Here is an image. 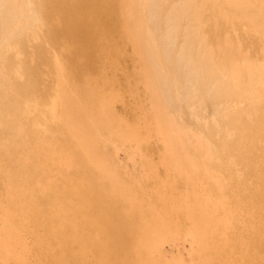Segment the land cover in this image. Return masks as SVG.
Segmentation results:
<instances>
[{
	"label": "bare ground",
	"instance_id": "6f19581e",
	"mask_svg": "<svg viewBox=\"0 0 264 264\" xmlns=\"http://www.w3.org/2000/svg\"><path fill=\"white\" fill-rule=\"evenodd\" d=\"M161 9L181 33L164 49L177 47L212 109L200 120L190 108L210 139L157 120L176 157L190 146L207 158L188 209L132 198L151 188L108 157L131 132L106 68L126 45L156 55L144 13ZM0 31V264H169L161 246L175 232L195 244L194 264H264V0H0ZM146 146L138 137L131 153Z\"/></svg>",
	"mask_w": 264,
	"mask_h": 264
},
{
	"label": "rangeland",
	"instance_id": "374dc122",
	"mask_svg": "<svg viewBox=\"0 0 264 264\" xmlns=\"http://www.w3.org/2000/svg\"><path fill=\"white\" fill-rule=\"evenodd\" d=\"M164 14L162 9L155 10V14L150 11L144 13V29L150 33L155 45L158 44L154 57L150 56L143 62L134 56V46L126 45L124 46L126 55L118 57L117 54L116 57H111L118 62L117 69L110 64L106 68L108 82L115 80L112 87L109 86L107 95L123 119L119 125L131 132L130 139H127L131 142L124 143L123 140H117L111 156L108 157H112L115 166L121 170H127L130 178L138 182L136 185V190L140 189L138 192H141L142 187L151 188L147 191V197L142 200H139L136 192L132 198L143 203L150 201L161 203L163 198L172 196L176 206L188 209L189 205L194 203L191 198L194 199L201 191L196 185L188 186L187 182L197 179L201 181L206 169L204 161L207 158L203 157V153L197 154L192 151L190 146L183 156L176 157L175 153L166 147L164 138L158 130L157 120H162L164 123L163 128L159 127L160 129L168 130L170 125L175 124L183 131H197L202 135L204 133L206 137L209 133L200 128L191 111L199 110L197 116L202 114L200 116L202 120L211 116L212 109L204 101L208 98V91L205 89L204 97L200 79L189 76L187 68L185 70V63L183 61L179 63L176 60L177 47L173 44L181 33L170 29L168 31L163 21ZM165 38L173 40V44L167 50L164 49V46H167ZM146 66L149 67L151 75H148ZM124 105L127 106L126 113L123 112ZM138 137L147 141L150 146H146L147 149L141 147L140 150L131 153L130 145L135 147ZM207 138L210 139L208 136ZM196 146L199 147V144L197 143ZM207 154L212 155V159L216 161V164L213 163L216 167H224L222 164L228 159L217 155L213 149H210ZM226 173L224 176L231 174ZM156 176L163 180L162 183L156 182ZM212 178L213 181L210 184L207 182L208 179H204L203 186L209 185L211 188L218 176ZM176 187L182 191L183 196L188 193V200L180 199V195L174 190ZM168 216L173 220L180 217V223H186L183 213L177 214L170 211ZM166 237H168L167 242L161 247L169 264H194L200 259L196 258L195 244L183 233H170Z\"/></svg>",
	"mask_w": 264,
	"mask_h": 264
}]
</instances>
